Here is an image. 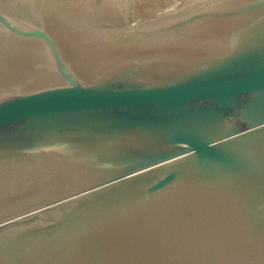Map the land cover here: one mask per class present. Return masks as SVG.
Instances as JSON below:
<instances>
[{
  "label": "water",
  "instance_id": "obj_1",
  "mask_svg": "<svg viewBox=\"0 0 264 264\" xmlns=\"http://www.w3.org/2000/svg\"><path fill=\"white\" fill-rule=\"evenodd\" d=\"M0 264H264V0H0Z\"/></svg>",
  "mask_w": 264,
  "mask_h": 264
},
{
  "label": "snow or ice",
  "instance_id": "obj_2",
  "mask_svg": "<svg viewBox=\"0 0 264 264\" xmlns=\"http://www.w3.org/2000/svg\"><path fill=\"white\" fill-rule=\"evenodd\" d=\"M125 243L127 244V243H130V242H125Z\"/></svg>",
  "mask_w": 264,
  "mask_h": 264
}]
</instances>
